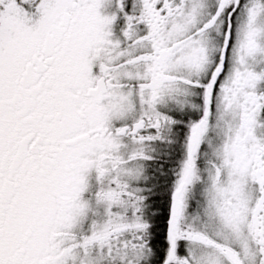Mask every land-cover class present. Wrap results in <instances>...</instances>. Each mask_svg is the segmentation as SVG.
<instances>
[{
	"label": "flooded vegetation",
	"instance_id": "flooded-vegetation-1",
	"mask_svg": "<svg viewBox=\"0 0 264 264\" xmlns=\"http://www.w3.org/2000/svg\"><path fill=\"white\" fill-rule=\"evenodd\" d=\"M48 6L38 42L0 80V264L38 258L45 264H196L192 244L212 251L207 264H264V64L255 66L256 89L243 104V110L251 104L257 123L225 126L219 119L236 66L239 20L264 18V0H51ZM201 49L207 54L198 73L191 59ZM141 134L146 140L158 134L153 151L159 154L146 161L142 211L125 208L133 228L98 237L90 230L101 225L98 218L85 220L92 225L83 235L82 228L69 229L90 197L84 181L90 176L99 189L107 186L118 162L132 155L127 146L117 154L116 140L130 143ZM186 159L190 170L183 171ZM239 177L249 181L241 209ZM206 191L219 205L212 217ZM155 192L169 195L159 213L151 208ZM136 223L147 226L138 240ZM205 223L209 234L197 228ZM188 226L196 230L194 243L172 236ZM103 239L111 247L122 243L127 261L108 263L118 251L108 252ZM44 244L50 252H41Z\"/></svg>",
	"mask_w": 264,
	"mask_h": 264
},
{
	"label": "rangeland",
	"instance_id": "rangeland-1",
	"mask_svg": "<svg viewBox=\"0 0 264 264\" xmlns=\"http://www.w3.org/2000/svg\"><path fill=\"white\" fill-rule=\"evenodd\" d=\"M49 1L51 0H0V80L10 71H13L14 62L18 55L24 51H28L38 42L43 30L47 26V16L50 13V8L48 6ZM238 24L239 34H237V43H239V46L232 50L233 53L231 56L233 65L235 64L236 66L231 68L229 75L230 90L228 92L230 94L229 96L227 95V102L223 110H221L219 119L225 126H254L257 123L256 111H254L252 107L250 108L251 104L246 105V109L243 110V104L251 103L249 101V98L252 97L250 92H255L256 89V80L258 79L259 73L255 72V66L259 63H261V65L264 64V18L246 14V16L243 15L240 18ZM201 50L199 54H195L191 59V66L198 73L205 69L204 58L207 54V49ZM238 81H241L240 86H238ZM239 93L246 94L243 95V102L238 104L237 95ZM245 113L247 117H245ZM148 142L150 146L147 144ZM157 144H159L158 134L151 135L148 140L141 134L130 143L126 139L119 137L115 142L114 149L117 151V154L120 155L123 147L127 146L132 154L130 159L118 162V168L114 175L115 177L110 179L107 186L102 184L100 189L97 182L88 176L83 183L82 189H85L86 193H90V197L87 195L82 199V218L78 216L74 222H70L69 229L80 230L82 228L83 235L85 230L92 225L90 221L98 218H101L102 222L96 226L101 225L98 226V228H90L91 232L97 229L98 237L125 233L128 229L133 228L127 227L128 225L126 224V216L124 213L125 208L128 204H130V206L134 204L136 209L142 211V183L146 170V161H148V158L154 159L158 156L159 152L153 151L154 146ZM185 170H190L188 159L183 162V171ZM240 177L238 178V182L241 183L237 185V187L241 198H238L236 206L241 209L244 203L242 193L245 185L248 184L249 181H247V179H241ZM97 194L99 197H97ZM150 195H152V193ZM131 196L135 198V203H129L128 198ZM205 197L207 198L205 211L208 216L212 217L214 216L212 211L214 209L218 210L219 205L217 201L213 200L212 191H206ZM104 210L109 214H114V218L110 217L109 220L104 215L101 216L100 212ZM210 213L211 215H209ZM87 219H90V221H88L90 223L85 221ZM82 221H84V223L81 227ZM67 224H69V222ZM203 225H199L197 228L199 231L209 234L208 231L211 228H209L206 223ZM194 227L196 228V226ZM113 228L114 230L112 231ZM134 230L135 238L138 240L147 230V226L145 224L136 223L134 225ZM195 232L196 230L193 229V226L181 227L174 229L172 236L179 240L184 239L186 242L194 243L190 235ZM211 234H213V231H211ZM223 238L230 239L228 234ZM102 241L103 244L101 246L106 247L108 252H112L115 249L118 251V257L116 259L112 257L107 258L108 263L112 261L126 262L130 257L128 253L124 254L126 249L122 243H119L116 247H111V243L108 242V240L103 239ZM136 245L137 243L131 245V248ZM121 251L123 253H121ZM188 251L189 253H194L193 257L195 258L196 264H207L206 260L209 253L212 252L208 248H203L194 244H192L191 249H188ZM41 252H50L49 244H44ZM109 254L111 255V253ZM132 256L135 260L139 262L142 261L141 254H133ZM101 260L104 263L106 258ZM63 261L64 260H61L56 264H66V262ZM91 261L94 263L92 257H89L87 262L90 263ZM36 264L45 263L44 261H39L38 258Z\"/></svg>",
	"mask_w": 264,
	"mask_h": 264
},
{
	"label": "trees",
	"instance_id": "trees-1",
	"mask_svg": "<svg viewBox=\"0 0 264 264\" xmlns=\"http://www.w3.org/2000/svg\"><path fill=\"white\" fill-rule=\"evenodd\" d=\"M153 165H156V167H157V163L156 164L153 163ZM155 170H158V168H155ZM158 186H162V185L157 183V187ZM168 196L169 195L164 193V192L152 193V195H150L152 212L159 213V210L162 211L164 208H166ZM158 218H159V216H158ZM162 234H163L162 228L159 225L155 226V228H154L155 239L159 240V236L162 235ZM157 249H159V245L158 244H157Z\"/></svg>",
	"mask_w": 264,
	"mask_h": 264
},
{
	"label": "water",
	"instance_id": "water-1",
	"mask_svg": "<svg viewBox=\"0 0 264 264\" xmlns=\"http://www.w3.org/2000/svg\"><path fill=\"white\" fill-rule=\"evenodd\" d=\"M181 194H182V191L180 190L175 194V197H174L173 211H174L175 216H178V213L181 209V205H182Z\"/></svg>",
	"mask_w": 264,
	"mask_h": 264
}]
</instances>
